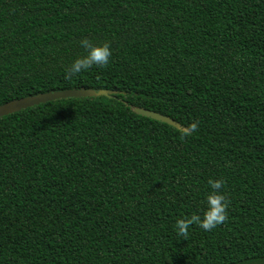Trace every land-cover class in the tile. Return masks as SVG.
Returning a JSON list of instances; mask_svg holds the SVG:
<instances>
[{"label": "trees", "instance_id": "16d2710c", "mask_svg": "<svg viewBox=\"0 0 264 264\" xmlns=\"http://www.w3.org/2000/svg\"><path fill=\"white\" fill-rule=\"evenodd\" d=\"M66 88L0 116V264H264V0H0V104Z\"/></svg>", "mask_w": 264, "mask_h": 264}, {"label": "clouds", "instance_id": "9594fccd", "mask_svg": "<svg viewBox=\"0 0 264 264\" xmlns=\"http://www.w3.org/2000/svg\"><path fill=\"white\" fill-rule=\"evenodd\" d=\"M80 46L85 50L84 55H78L69 66L65 68L64 78L70 80L72 77L86 71L93 66H106L112 55V49L108 41L92 43L87 37L80 40ZM189 129L194 132L197 122L193 121ZM210 191L205 195V203L200 214H192L178 218L175 221L177 235L186 237L190 225L196 224L204 231L214 229L227 219L228 200L225 194L220 191L224 181L222 179H209Z\"/></svg>", "mask_w": 264, "mask_h": 264}, {"label": "water", "instance_id": "95a60500", "mask_svg": "<svg viewBox=\"0 0 264 264\" xmlns=\"http://www.w3.org/2000/svg\"><path fill=\"white\" fill-rule=\"evenodd\" d=\"M99 93H106V91L91 90L88 88H66L60 90L51 89L45 92H38L36 94L13 98L0 104V116L18 111L24 107H28L40 102H45L56 98L69 97V96H86V95H93ZM135 110L143 115L173 124L175 126H179L178 123L175 122L173 118L161 112L148 108H141V107H137L135 108Z\"/></svg>", "mask_w": 264, "mask_h": 264}]
</instances>
